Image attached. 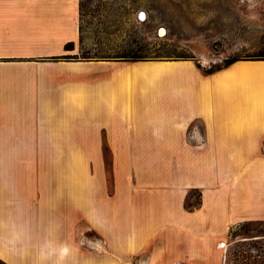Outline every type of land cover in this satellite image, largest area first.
Masks as SVG:
<instances>
[{
  "label": "crops",
  "instance_id": "0c3cea01",
  "mask_svg": "<svg viewBox=\"0 0 264 264\" xmlns=\"http://www.w3.org/2000/svg\"><path fill=\"white\" fill-rule=\"evenodd\" d=\"M77 5L0 0V58L25 55L20 39L39 22L73 40ZM154 62L164 65L156 77L134 72L151 61H65V77H56L96 103V127L85 134L94 150L111 154V190L89 165L47 190L34 185L26 197L18 185L25 178L10 170L23 162L25 111L2 101L1 261L223 264L229 229L264 221V60H237L208 75L194 63ZM193 192L198 199L187 206Z\"/></svg>",
  "mask_w": 264,
  "mask_h": 264
},
{
  "label": "rangeland",
  "instance_id": "374dc122",
  "mask_svg": "<svg viewBox=\"0 0 264 264\" xmlns=\"http://www.w3.org/2000/svg\"><path fill=\"white\" fill-rule=\"evenodd\" d=\"M36 25L40 30H27L20 39L25 55L0 58V117L8 98L25 111L23 162L10 170L25 178L18 185L29 198L34 185L47 190L51 180L80 174L89 165L90 173L105 175L111 190V154L106 147L94 150L91 135L85 134L96 127V103L55 84L57 75H66L62 62L122 61L114 57L138 52L148 56L144 61H192L203 74L228 58L264 57V0H78L73 40L55 38L52 23ZM215 41L222 44L219 50L212 48ZM192 196L189 204L198 199L196 192ZM223 243V264H264V221L233 226Z\"/></svg>",
  "mask_w": 264,
  "mask_h": 264
},
{
  "label": "trees",
  "instance_id": "16d2710c",
  "mask_svg": "<svg viewBox=\"0 0 264 264\" xmlns=\"http://www.w3.org/2000/svg\"><path fill=\"white\" fill-rule=\"evenodd\" d=\"M72 46V43L69 42L66 44L65 46V49L66 50H70ZM141 49V48H139ZM98 57H101V58H106V59H110L109 56H98ZM148 56H145V55H140L138 52H134L132 54L130 53H126V54H121V55H117L115 56L114 58L116 59H120L122 61H131V62H136V61H144L147 59ZM237 60H248V59H237V58H228L225 62H224V65L221 66V67H218V68H215V69H212L210 68L209 70H206L203 72L204 75H208V74H211L215 71H218V70H221V69H224V68H227L229 65H231L233 62L237 61ZM249 60H264V57H257V58H252V59H249ZM197 68H199V66L197 65ZM190 202L187 201V206H190L192 204H189ZM246 222H251V221H245V222H242V223H246ZM256 222H263V221H256ZM0 263L1 264H6L4 263L3 261L0 260Z\"/></svg>",
  "mask_w": 264,
  "mask_h": 264
},
{
  "label": "bare ground",
  "instance_id": "6f19581e",
  "mask_svg": "<svg viewBox=\"0 0 264 264\" xmlns=\"http://www.w3.org/2000/svg\"><path fill=\"white\" fill-rule=\"evenodd\" d=\"M214 47H215V49H219L220 47H222V44L221 43H217V44H215L214 45ZM184 64H191L192 62L191 61H188V60H184ZM144 64V63H143ZM142 64V65H143ZM138 66V65H137ZM163 66L164 65H159V63H156V62H154V61H151V63L150 64H148V65H143V66H141L140 68L141 69H138V70H134V72H139V71H141L142 73H150V74H152L154 77H156V76H158V75H160V73H161V71L163 70ZM128 70H129V68H128ZM248 71L249 69H248V67H241V68H239L238 69V71L240 72V71ZM127 78V77H126ZM0 254H3L1 251H0Z\"/></svg>",
  "mask_w": 264,
  "mask_h": 264
},
{
  "label": "water",
  "instance_id": "95a60500",
  "mask_svg": "<svg viewBox=\"0 0 264 264\" xmlns=\"http://www.w3.org/2000/svg\"><path fill=\"white\" fill-rule=\"evenodd\" d=\"M161 32H162V30L160 29L159 32H158V34H160ZM217 43H220V42L215 41V42L212 43V48H213L214 50H219V49H215V47H214V45L217 44Z\"/></svg>",
  "mask_w": 264,
  "mask_h": 264
}]
</instances>
